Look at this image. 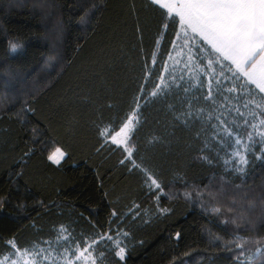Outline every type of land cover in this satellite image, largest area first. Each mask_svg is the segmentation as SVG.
Listing matches in <instances>:
<instances>
[{
    "label": "trees",
    "instance_id": "obj_1",
    "mask_svg": "<svg viewBox=\"0 0 264 264\" xmlns=\"http://www.w3.org/2000/svg\"><path fill=\"white\" fill-rule=\"evenodd\" d=\"M179 30L150 0H0V258L10 240L61 252V226L76 241H99L96 264H239L238 237L248 241L240 259L264 249V142L248 141L244 126L258 123L254 105L243 107L251 97L228 93L241 81L215 65L216 103L204 99L198 39L167 69ZM161 78L167 86L152 96ZM137 103L125 159L99 133L119 130ZM217 115L247 149L214 127ZM57 146L59 165L47 160ZM108 235L123 259L100 239ZM251 264H264V252Z\"/></svg>",
    "mask_w": 264,
    "mask_h": 264
},
{
    "label": "snow or ice",
    "instance_id": "obj_2",
    "mask_svg": "<svg viewBox=\"0 0 264 264\" xmlns=\"http://www.w3.org/2000/svg\"><path fill=\"white\" fill-rule=\"evenodd\" d=\"M150 3L156 6L166 19L173 22L178 20L185 37H188L191 33V39H198L202 42L199 51L203 52L207 58L206 68L208 71L205 72V75L209 77L208 90L204 97L206 101L216 103L214 92L218 91L220 81L215 77V65L220 66L221 76L224 75L223 69L227 68L234 81H241L239 88L234 86L228 88L227 92L239 94L242 91L245 95L251 97L246 100L243 107L247 109L250 104L254 105L248 115L258 123L244 120V126L251 129L247 132V140L252 141L253 136L256 135L261 138V142H264V0H150ZM177 35L179 37V33ZM187 43L188 40H185V44ZM11 48L12 51H16L17 45L13 44ZM155 55L154 52V62ZM191 59L190 56L189 60L191 61ZM162 85L167 86L163 78H161V85H157L156 90L151 95L156 96ZM257 96H259L260 102H257ZM234 98H238V96ZM224 100L228 101L229 97L224 96ZM220 107L225 108L227 106L221 104ZM139 108L140 105L137 103L136 109L126 117L119 130L111 125L100 129L99 134L104 138L105 143L110 140L112 144L123 146L124 151L128 154L125 159H129L132 155V147L129 146V134L134 126L139 123ZM235 111L241 116L244 115L240 112L239 107H236ZM201 113H203V109H200L197 115ZM187 115L191 116L192 112L189 111ZM208 118H212L211 113H209ZM215 119L219 124L214 125V127H221L230 138L235 135V144L247 149L248 146L244 144L239 132L234 133L233 129L228 126V121L221 119L220 115H217ZM239 127L237 126V128ZM65 155V151L57 146L49 152L47 160L59 165ZM233 155L239 157L241 164L247 163L245 157L240 155L239 151L233 153ZM123 162L121 161V163ZM133 164L135 167H140L134 161ZM143 171L149 188L154 187L162 191L158 179L147 169ZM135 207H138V205ZM215 210L219 211V209ZM162 211L167 212L168 209ZM66 232L67 229L61 226L57 237L58 241L68 242L69 246L65 247L63 252H56L51 247L45 248L39 244H34L31 249H20L15 240H10L8 244L13 251L0 258V264H96L97 257L94 256V253L99 241L95 239L91 242L87 239L76 241L70 238V235H65ZM123 235L126 236L127 233H123ZM105 238L113 241V237L110 235L100 237L101 240ZM237 240L240 242H237L235 247L241 250L240 255L237 257L239 264H251L256 255L264 252V249L257 248L253 256L240 259L244 256V249L248 241L239 237ZM113 242L117 247L120 246L119 239ZM44 243L50 245L48 241ZM123 253L124 248L119 247L116 255L123 259Z\"/></svg>",
    "mask_w": 264,
    "mask_h": 264
},
{
    "label": "rangeland",
    "instance_id": "obj_3",
    "mask_svg": "<svg viewBox=\"0 0 264 264\" xmlns=\"http://www.w3.org/2000/svg\"><path fill=\"white\" fill-rule=\"evenodd\" d=\"M178 33H179V37L177 35V39L179 41H181L183 39L184 42L182 44H179V45H178V43L175 44V51L171 55L172 58L168 62L167 69L170 68V67H173L171 65H177L176 63L179 62V59L180 58H183L186 55V53L189 55L191 53V51H192V50H188L189 48H192L193 47V43H192V40L193 39L190 38L192 36V34L189 33V36L188 37H185L184 36V33L181 31V28L178 31ZM185 40H188V43L187 44H185ZM181 66H184V64H181ZM232 81H234V78H232ZM63 250L61 252H63ZM118 251H119V248H118Z\"/></svg>",
    "mask_w": 264,
    "mask_h": 264
},
{
    "label": "crops",
    "instance_id": "obj_4",
    "mask_svg": "<svg viewBox=\"0 0 264 264\" xmlns=\"http://www.w3.org/2000/svg\"><path fill=\"white\" fill-rule=\"evenodd\" d=\"M179 27H180V25H179Z\"/></svg>",
    "mask_w": 264,
    "mask_h": 264
}]
</instances>
